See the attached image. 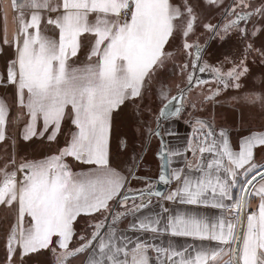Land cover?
Returning <instances> with one entry per match:
<instances>
[{
	"label": "snow or ice",
	"instance_id": "obj_1",
	"mask_svg": "<svg viewBox=\"0 0 264 264\" xmlns=\"http://www.w3.org/2000/svg\"><path fill=\"white\" fill-rule=\"evenodd\" d=\"M11 8L16 29L0 39V51L13 50L0 75L12 91L0 98V206L15 214L4 264H27L41 250L55 264H264V131L237 151L214 119L193 118L183 146L165 139L178 136L173 124L186 107L240 90L249 58L264 65V43L255 46L264 0H11ZM233 35L245 47L227 70L204 61L210 41ZM243 99L264 107L262 94ZM129 108L141 151L159 141L157 182L175 183L166 194L137 175L135 150L126 174L111 166L113 115ZM37 139L54 143L53 154L18 160V141ZM79 166L90 167L73 171ZM132 180L146 187L133 191ZM82 216L96 223L77 239Z\"/></svg>",
	"mask_w": 264,
	"mask_h": 264
},
{
	"label": "rangeland",
	"instance_id": "obj_2",
	"mask_svg": "<svg viewBox=\"0 0 264 264\" xmlns=\"http://www.w3.org/2000/svg\"><path fill=\"white\" fill-rule=\"evenodd\" d=\"M173 2L175 4H180L181 0H173ZM213 22L215 23L216 21L214 20ZM5 28L7 29L9 37H11L16 29L14 13L11 8V0L0 1V39H2ZM176 43H180L179 38ZM262 43H264V36L256 38L255 46L257 48H259ZM244 47L245 45L235 35H233L231 39H226L224 41H210L203 55V59L210 65L222 67L224 70H227V68L231 66L230 61L238 60L241 57ZM12 55L13 50L6 46L3 51H0V75L5 74L6 65L9 59L12 58ZM180 59L183 60L186 59V57L182 54ZM84 60L85 56L81 55V62ZM177 63H180V60H178ZM248 63L250 75L245 78L240 90L230 89L227 93L222 94L219 98V103L215 105H205L199 110L193 109L190 106L186 107L183 112V118L186 120L193 118H199L201 120L214 119L215 121L217 119L220 125L228 127L235 126L238 122H242L244 125L247 123L260 125L261 127H257L258 129L264 128V107H262L259 102L253 104L243 99V97L249 93L264 95V65H261L259 62L253 63L251 58H249ZM74 66H80V63L78 62V64ZM172 73L173 68L169 66L165 72V76L171 77ZM198 74V76L202 75L206 79L210 76L208 73ZM204 87L205 90H207L208 88H214L215 84L210 80L209 84ZM195 94L196 93L193 95ZM11 95L12 91L10 87L7 90L0 87V98H4L5 96L11 97ZM135 124L136 120L134 119L131 108L118 110L114 113L112 136L109 147L111 166L118 171H125L126 174V170L131 167L135 159V150V154H138L140 157L137 175L146 173L155 177L161 165V161L159 162L156 158L159 141L153 138L148 148L145 151H141L143 143ZM235 132L240 131L236 130ZM58 139L61 141V146H63L64 137L61 136L58 137ZM124 141L128 142L127 148L123 147ZM54 150V143L50 144L46 140L41 143L37 139L35 142L18 141L15 153L18 160L25 157L32 160H40L46 155L53 154ZM8 151H12V149L9 148ZM5 155L4 146L0 145V166H3ZM89 167L90 166H79L75 167L73 171H87ZM145 168H147V171H144ZM138 184L139 182H137V180H132L129 187H135ZM14 215V212L9 208L0 206V264H4L6 233L10 224L14 222ZM95 223L96 221L90 216L80 217L78 223L75 225V231L78 233L77 239L79 236L88 234ZM27 264H55V258L52 252L41 250L40 252L31 254L27 260Z\"/></svg>",
	"mask_w": 264,
	"mask_h": 264
},
{
	"label": "crops",
	"instance_id": "obj_3",
	"mask_svg": "<svg viewBox=\"0 0 264 264\" xmlns=\"http://www.w3.org/2000/svg\"><path fill=\"white\" fill-rule=\"evenodd\" d=\"M174 120H175V118H172L169 121H174ZM185 121H187V120L183 118V119H181L178 122L173 124V126L178 129V136L172 137V138H168L167 137V140H170V145L171 146H174V147L183 146L185 141H186V138L191 135L192 128H191V126L189 124L185 123ZM215 124L217 125V131H219V129L222 128V129L226 130L229 133L230 141H231L234 149L237 150V151H238L239 143H240V141H241V139L243 137L250 135L252 132L264 131V128L258 129L257 127H261V126L257 125V124H249V123H247V124L244 125L242 122H238L235 126L228 127V126H225V125L224 126L220 125L219 122L217 121V119L215 121ZM243 129H246V130H243ZM236 130H239L240 132H235ZM187 155H188V159H192L191 153H188ZM171 167H183V164L179 160H174L172 165H171ZM144 171H147V168H145ZM159 174H160V167H159V171H158L156 176H159ZM138 175L142 176V177L151 178V180H152V182L154 183L155 186L158 183L157 182L158 181V177H156V176L153 177L152 175H148L146 173L145 174H138ZM137 182H139L138 185H136L135 187L134 186L130 187L133 191L138 190V189H143V188L146 187L145 183L140 182V181H137ZM174 187H175V183H173L172 185L169 186V188L165 192V194L167 192L171 191ZM153 200L155 201L156 198L153 197ZM129 203H131V201ZM130 220H131L130 217L128 219H126V220H122L120 222L119 227L121 229H127ZM177 243L182 244V243H184V241H183L182 238H177ZM226 258L227 257H225V259Z\"/></svg>",
	"mask_w": 264,
	"mask_h": 264
},
{
	"label": "water",
	"instance_id": "obj_4",
	"mask_svg": "<svg viewBox=\"0 0 264 264\" xmlns=\"http://www.w3.org/2000/svg\"><path fill=\"white\" fill-rule=\"evenodd\" d=\"M174 110V109H173ZM170 119H172L171 117L170 118H168V120H170ZM165 139H166V137H165ZM167 140V139H166ZM160 171H161V169H160ZM169 186L170 185H163V184H160V183H157V185L155 186V188L156 189H158V190H160V191H163L164 193L168 190V188H169ZM116 206L115 205H113V208H115Z\"/></svg>",
	"mask_w": 264,
	"mask_h": 264
},
{
	"label": "flooded vegetation",
	"instance_id": "obj_5",
	"mask_svg": "<svg viewBox=\"0 0 264 264\" xmlns=\"http://www.w3.org/2000/svg\"><path fill=\"white\" fill-rule=\"evenodd\" d=\"M199 74L197 73V76H198Z\"/></svg>",
	"mask_w": 264,
	"mask_h": 264
}]
</instances>
